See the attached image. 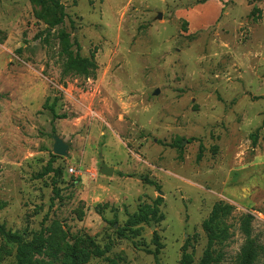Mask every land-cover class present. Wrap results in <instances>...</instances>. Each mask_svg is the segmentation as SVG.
<instances>
[{"label":"rangeland","instance_id":"obj_1","mask_svg":"<svg viewBox=\"0 0 264 264\" xmlns=\"http://www.w3.org/2000/svg\"><path fill=\"white\" fill-rule=\"evenodd\" d=\"M60 1L67 18L50 29L31 0H0V225L81 250L91 238L107 252L86 264H182L184 246L199 264L224 202L229 237L211 264L238 263L247 215L263 264L264 0ZM61 31L94 77L63 75ZM55 97L66 118L44 107ZM50 162L59 172L43 174ZM158 197L160 221H130ZM15 254L0 234V264Z\"/></svg>","mask_w":264,"mask_h":264},{"label":"trees","instance_id":"obj_2","mask_svg":"<svg viewBox=\"0 0 264 264\" xmlns=\"http://www.w3.org/2000/svg\"><path fill=\"white\" fill-rule=\"evenodd\" d=\"M209 0H201L199 3H205ZM259 1V0H253ZM31 2L39 7L40 11L37 16L43 19L50 29L56 28L62 25L67 18L65 6L60 0H31ZM59 40L61 44V53L65 56L63 64V75H80L86 78H91L96 75L98 65L93 58L83 57L80 53V45L77 42H72L70 34L66 31L59 33ZM76 47V48H75ZM50 98H48L44 107L50 110L53 115V119L66 118L65 114L59 115L56 112V107L59 101L58 97H55L51 104H49ZM49 172H59V169L53 167V162H50L43 174ZM151 184H156L150 181ZM58 195V189H54ZM161 197H158L154 203V206L142 207L138 213L130 216V221L135 225L141 223H149L150 219H154L156 222L162 219V216L158 217ZM234 207L231 204L224 202L216 203L209 217L203 222V229L208 237V246L204 257L199 264H211L220 260V257H214V246L218 243L225 241L229 237L228 226L225 223V219L229 217ZM251 223L252 217L250 215L244 216L242 229L248 236L246 245L242 249L241 256L239 257L237 264H258V250L254 244V241L250 239L251 235ZM42 229L41 232L34 238V240L27 241L22 235L7 231L4 226L0 225V234L3 240L10 245L16 247L15 264H86L89 259L94 257H103L107 250L100 248L93 239L88 238L86 240V247L81 250L76 244H70L65 241V237L62 238L64 246H61L56 237H53L50 242ZM122 237H127L125 233L121 232ZM157 248L152 253L155 259H158L159 253L163 248L162 244L158 242V238H155ZM187 246L183 247V254L181 258L182 264H193L189 254L186 252ZM57 252H62V260L56 263ZM45 255L51 256V259L46 260ZM264 264V263H263Z\"/></svg>","mask_w":264,"mask_h":264},{"label":"water","instance_id":"obj_3","mask_svg":"<svg viewBox=\"0 0 264 264\" xmlns=\"http://www.w3.org/2000/svg\"><path fill=\"white\" fill-rule=\"evenodd\" d=\"M161 18V15H160ZM154 94H159V89H157ZM53 139H54V147H53V152L55 155H59V156H68L69 155V150H70V144L67 143L63 138H61L60 136L54 134L53 135ZM100 158H103V155H100ZM101 173L107 176H111L114 173V168L109 167L106 165V163L104 161H102L101 163V169H100Z\"/></svg>","mask_w":264,"mask_h":264}]
</instances>
